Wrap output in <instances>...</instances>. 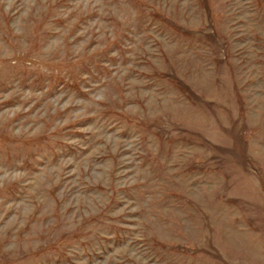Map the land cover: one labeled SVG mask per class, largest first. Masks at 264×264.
<instances>
[{"label": "rangeland", "instance_id": "1", "mask_svg": "<svg viewBox=\"0 0 264 264\" xmlns=\"http://www.w3.org/2000/svg\"><path fill=\"white\" fill-rule=\"evenodd\" d=\"M0 264H264V0H0Z\"/></svg>", "mask_w": 264, "mask_h": 264}]
</instances>
